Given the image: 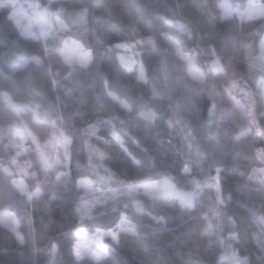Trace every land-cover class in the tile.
<instances>
[{"label": "clouds", "instance_id": "clouds-1", "mask_svg": "<svg viewBox=\"0 0 264 264\" xmlns=\"http://www.w3.org/2000/svg\"><path fill=\"white\" fill-rule=\"evenodd\" d=\"M0 264H264V0H0Z\"/></svg>", "mask_w": 264, "mask_h": 264}]
</instances>
